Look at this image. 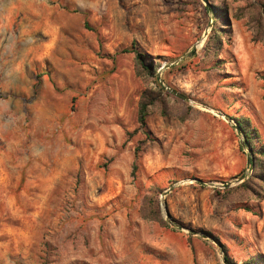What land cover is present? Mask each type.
I'll use <instances>...</instances> for the list:
<instances>
[{"label": "rangeland", "instance_id": "obj_1", "mask_svg": "<svg viewBox=\"0 0 264 264\" xmlns=\"http://www.w3.org/2000/svg\"><path fill=\"white\" fill-rule=\"evenodd\" d=\"M206 1L0 0V264L264 257V0Z\"/></svg>", "mask_w": 264, "mask_h": 264}, {"label": "trees", "instance_id": "obj_2", "mask_svg": "<svg viewBox=\"0 0 264 264\" xmlns=\"http://www.w3.org/2000/svg\"><path fill=\"white\" fill-rule=\"evenodd\" d=\"M215 10H218L217 7H215ZM258 10L261 19L264 22V4H259ZM214 15L215 16H214L213 26L211 28L210 34L204 46L205 56L212 53L211 60H217V56L220 50L222 49L223 37L227 36V41L229 42L230 41L229 37L231 33L230 23L227 14L225 12H217L214 13ZM121 53L133 54L135 62L141 70L148 72L153 76L155 75L156 67L154 65V61H152L153 59H151L150 56L140 52L136 42H132L130 48L122 50ZM193 55H194V51L192 53V56ZM149 59L151 60L148 61ZM155 84L159 88V91L164 92V89L159 85L158 80L156 78H155ZM156 101L157 98H155V94L153 92L144 91L140 95V100L138 103V111H137V115H138L137 121L139 125V130H142V132H144L146 128L145 119L149 113V108L153 106V104ZM234 121L236 122V126L240 134H242V136L245 138V141L243 143L244 146L248 148V150L250 151V155H249L250 157L248 158V163L249 166L252 167L254 170V174L252 176L256 177L264 184V173H261V171H257L261 169V166L259 165L258 162L260 158H264V146L260 147L259 149H256L251 141L252 140L251 134L245 131V129L243 128V120L235 119ZM247 122L249 123L248 120ZM157 218L159 222L163 223L159 215H157ZM224 261L227 264H230L227 259H224ZM246 264H264V257L258 256L256 258L250 259Z\"/></svg>", "mask_w": 264, "mask_h": 264}, {"label": "water", "instance_id": "obj_3", "mask_svg": "<svg viewBox=\"0 0 264 264\" xmlns=\"http://www.w3.org/2000/svg\"><path fill=\"white\" fill-rule=\"evenodd\" d=\"M203 1H204V3H205L206 6H207V5H208L207 1H206V0H203ZM209 27L211 28V24H210ZM171 93L174 94V95H176L177 97L183 99V100H186V98H185L184 96H182V95H180V94H178V93H176V92H174V91H171Z\"/></svg>", "mask_w": 264, "mask_h": 264}]
</instances>
